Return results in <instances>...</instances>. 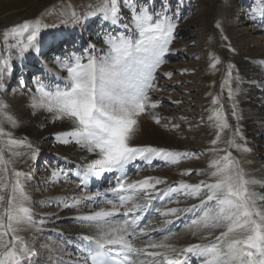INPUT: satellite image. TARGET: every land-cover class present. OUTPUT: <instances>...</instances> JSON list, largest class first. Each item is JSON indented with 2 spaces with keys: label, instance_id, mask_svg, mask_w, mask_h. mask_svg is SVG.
Returning a JSON list of instances; mask_svg holds the SVG:
<instances>
[{
  "label": "snow or ice",
  "instance_id": "obj_1",
  "mask_svg": "<svg viewBox=\"0 0 264 264\" xmlns=\"http://www.w3.org/2000/svg\"><path fill=\"white\" fill-rule=\"evenodd\" d=\"M246 16L254 23L259 20L264 28V9L252 8ZM186 19L179 3L172 10L171 0H159V7L157 0H98L81 12L61 10L52 24L42 18L24 20L0 32V93L9 87L14 60L21 62L20 85H27L23 62L30 53L40 56L53 47L44 35L49 28L92 20L97 23L96 38L104 45L97 48L89 42L79 53L54 55L53 63L66 73L63 76L41 62V75L32 77L33 86L27 90L30 115L44 116L39 127L60 126L50 137L42 138L71 146L79 162L57 154L56 167L45 164L47 175L41 181L30 171L17 168L18 163L35 165L41 149L27 136L18 138L9 130L22 127L24 117L11 112L0 99V264H264V178L247 171L232 151H253L239 123L244 117L235 98L241 94L244 78L234 64H227L221 84V93L226 89L232 101L231 112H225L218 95L205 109L209 113L206 119L201 117L198 124L188 122L189 130L205 125L212 130L210 147L179 150L137 142L144 119L166 131L181 129L174 118L156 111L161 102L151 93L163 90L157 73L173 52L177 29ZM214 27L226 42L224 46L235 54L221 21L216 20ZM210 60L214 70L221 63L215 53ZM260 63L264 65V61ZM163 76L171 79L173 73ZM229 115L237 121L235 125L229 123ZM226 130L232 134L220 147ZM237 138L243 143H237ZM205 153L211 154L207 167L179 172L182 177H203L197 182L181 179L169 184L167 177L151 175L130 179L132 170L139 175L157 166L155 161L177 166L199 160ZM106 174H110V186L90 192L89 186ZM73 178L78 195L34 200L28 190L29 184H35V191L42 193L48 185L68 184ZM188 200L198 203L180 206ZM170 204L177 206L168 207ZM36 205L52 211L37 212ZM65 211H74L68 219L91 234L63 241L74 243L80 253L75 260L64 259L58 254L62 248L44 243L41 246L48 255L41 261L34 247L37 238ZM154 214L163 218L159 225L152 222ZM181 232L201 242L180 246ZM62 235L57 232L58 239Z\"/></svg>",
  "mask_w": 264,
  "mask_h": 264
},
{
  "label": "bare ground",
  "instance_id": "obj_2",
  "mask_svg": "<svg viewBox=\"0 0 264 264\" xmlns=\"http://www.w3.org/2000/svg\"><path fill=\"white\" fill-rule=\"evenodd\" d=\"M212 6L217 13V19L222 23H226V28L231 26L229 23V15L231 11V6L226 4L225 1L219 0L218 2H212ZM252 8L257 9L258 11L264 9V3H261L260 0H254L252 4ZM241 11V10H240ZM204 15V14H203ZM238 24L239 28L236 30L237 34L230 36L232 41L236 43V47L238 50V55L236 58V64L240 70V75L244 78V83L240 85L241 87V98L244 105V131L248 136H259L264 132V65L260 62L264 61V28L260 26L259 20L257 22H250L247 18L246 14L238 15ZM210 22V21H209ZM211 23V22H210ZM259 23V24H257ZM234 26V25H233ZM209 28V27H208ZM233 29V28H232ZM230 30V29H229ZM234 31V30H233ZM234 34V33H233ZM217 43V42H216ZM233 43V42H232ZM234 44V43H233ZM183 46L180 42H173L172 48L173 52L166 56L171 57L173 53L179 51ZM35 53H30L28 56ZM226 55V54H225ZM230 56V55H229ZM228 56V57H229ZM225 56H222V58ZM230 58V57H229ZM228 58V59H229ZM221 59V58H220ZM234 61V60H233ZM16 64L20 65V61L15 60ZM168 65H162L158 70V73L171 72L173 76L168 80H160L157 79L158 83L161 85L162 81L165 83L166 87H173L174 90H177L180 93L184 94L186 106L179 107L178 114H172L168 111H165L162 108H158L156 111L159 112L162 116L174 118L173 122L180 123L181 129L176 130L175 132L166 131L164 128L155 125L151 120L144 119L142 120V127L140 134L138 136V143H147L160 147H168L175 148L179 150H196L203 151L208 147V141L210 140V131L206 125L200 128H192L189 130L188 122L192 124L200 123L201 117L205 119L208 116V112L205 111L208 108L207 103V95H206V87L204 83L207 81V76L204 69H198L199 66L195 62H178L174 63L171 61ZM202 62V61H200ZM24 65L27 63L24 61ZM207 63V62H206ZM203 66V64H201ZM170 67V68H167ZM173 67V68H172ZM184 69H188L187 72H184ZM194 69V71H193ZM25 71V70H24ZM63 73V71H61ZM208 72V71H207ZM66 75V73H64ZM177 74V75H176ZM61 75V74H59ZM62 76V75H61ZM193 78H197V83L193 82ZM254 81V83H253ZM203 83V84H202ZM33 86V85H32ZM31 86V87H32ZM163 89V86H162ZM28 90V89H27ZM170 91V90H169ZM155 94V95H154ZM152 96H156L157 98H166L169 99L170 103L175 101L180 96H174L175 98L170 100V96L166 94V92L158 91L151 93ZM27 101V92L24 93L21 98L16 102V105L10 106V111L21 115L24 117V124L19 129H9L14 132V135L17 132H21L23 136H27L34 143L38 144L42 152H51L53 156L57 159V154L60 157L67 156L69 160L79 162V156L76 152L71 150V146H64L60 144L54 143V141L49 139H43L42 137H50V134L54 130H59V124L57 125H47L45 128L41 129L38 125V121L43 119L44 116L40 115L38 117H32L30 115V111L26 107ZM177 105V104H176ZM184 105V104H183ZM187 117V121H183L180 117ZM231 121V120H230ZM235 122V121H234ZM7 127V125H5ZM231 136V130H228ZM250 147L253 149L251 154H246L245 157V165L244 162L242 166L249 172H253L256 174L258 178H264V140H252ZM236 156H238V152L234 151ZM205 155V154H204ZM251 163H248V161ZM59 163L64 166L65 162L63 160H59ZM207 161L199 160L194 161H186L182 162L177 166H164L166 168L160 171H154V168L157 166H163L161 162L158 161V164L155 167L149 168L146 171H141L139 175L135 174V176L131 175L130 179H140L144 176H160L167 177L168 183L172 184L174 181L178 180H187L188 182L194 183L203 177L192 175V176H180L179 172L181 169L185 168H205L207 167ZM28 164H21V168L25 167ZM70 166V165H67ZM135 170H132L130 173H134ZM47 174H44L42 177L44 178ZM43 178L41 180H43ZM40 180V181H41ZM111 180L110 174H106L105 178L98 183L95 184L93 188H89L90 192H95L98 189L103 191L104 188L109 187L108 185ZM107 181V182H106ZM33 185V199L41 200L50 196H65V195H78L79 190L76 187V184L68 183V184H57L55 186L48 185L47 188L50 192L49 196L38 197L35 192V184ZM42 187L45 185L41 184ZM99 187V188H98ZM161 188L165 187V185L159 186ZM198 203V201L188 200L182 201L180 204L181 207L186 206L187 204ZM176 204H170L168 207H175ZM36 211H52V209L41 208L39 205H36ZM87 211V209H85ZM76 213L68 212L67 215H62L61 219L55 224H49L46 226V229L43 234L39 235L35 244H39L40 246L44 243L49 244L53 248L61 249L60 247H54V238H48L46 233H53L54 237H57V232L62 233V237L59 239H67L68 241H74V238L82 233L91 234L90 230L83 229L76 222L70 221L68 218L75 215ZM163 218H160V220ZM157 218H154L152 222H155ZM159 220V221H160ZM61 221H67L69 224L60 223ZM55 230V231H54ZM26 238L30 236V233H23ZM181 239L177 241L178 245L183 246L187 243H196L201 242L193 239L190 235L181 232ZM69 237V238H68ZM71 248L77 250L74 246V243H68ZM45 250L42 246L40 250ZM78 251V250H77ZM40 252V251H39ZM61 256H66V260L72 261L79 257L80 253H75L76 256L73 258L70 257L69 251L63 250L58 253ZM70 257V259H69Z\"/></svg>",
  "mask_w": 264,
  "mask_h": 264
},
{
  "label": "rangeland",
  "instance_id": "obj_3",
  "mask_svg": "<svg viewBox=\"0 0 264 264\" xmlns=\"http://www.w3.org/2000/svg\"><path fill=\"white\" fill-rule=\"evenodd\" d=\"M214 1L216 3L219 0H171L172 10L175 11L177 3H179L181 6V15L187 17V19L182 20L180 22L179 27L177 29V39L174 40V42H180V44L183 47L180 48L179 51L173 53L171 57H168L166 59L167 62L164 65L166 64L168 65L169 63H172L171 61H174V63H178V62L185 63L192 61L198 64L199 66L198 69H202V70L204 69L207 76V80H206L207 82L204 83V85L206 87L205 91L207 95L206 100L208 103V108L211 106L212 98L214 96L219 95L221 97V102L224 105L225 112L230 113L231 112L230 105L232 101L228 100L226 89L224 90L223 93H221V84L225 76V69L227 64L232 63L236 66V68H238L236 64L237 61L235 58L238 55V50L236 47L237 45L234 41H232L230 36L237 34L236 30L239 28V25H237L238 18L240 17L238 15L240 14L244 15L247 12H249L250 9H252L253 7L252 4L254 0H223L226 2V4L231 6V11L229 15V23H231V26L226 28V23H222V22L221 23L224 28V35H226L229 38L231 45L237 50L235 54L230 52L228 48L224 46L226 42L221 40V34L219 30H217L214 27V22L218 20L217 13L212 6V2L214 3ZM260 1L262 3V0ZM97 2L98 0H0V32H3L4 29L10 27L13 24L20 23L24 20H34V19L42 18L44 23L52 24L53 22L58 21V13L61 10H63L65 13H69L73 9H75L77 12H81L85 10V8L88 5L96 4ZM137 2H139V0H137ZM157 7H159V0H157ZM124 14L125 16H127L128 14L127 9H124ZM96 30H97V23L92 20H90L88 23L83 25L68 26V27L60 26L58 28H54V29L49 28L48 30H46L44 35L51 42H53V47L46 50L40 56H36V54H31L30 56H27V59L25 60L27 65H24V69H23V71L25 70L24 75L28 81L26 86H21L19 83V75L21 72V68L20 65L16 64L14 60L13 61L14 71L9 81V87L6 90V93H0V99H2L8 105L14 107L16 105V102L21 98V96L27 92V89L31 88L32 77L34 75L35 76L41 75V70H40L41 62L47 64L48 67L53 69L55 73L61 74L62 76L65 75L64 74L65 72L62 73L61 70L58 67H56V65L53 63L52 60V57L54 55H60L62 51H76L77 53H79V51H82V49L86 47L89 42L95 43L97 45V48H103L104 47L103 43L96 38ZM211 53H215L216 56L221 58L220 59L221 63L217 65V68L215 70L209 67V64L211 62L210 60ZM222 56L225 57L222 58ZM195 57H199V58L196 59ZM201 64H203V66ZM157 79L163 81L168 80L165 76H163L162 73H157ZM163 81L161 86H163V91L166 92V94L171 97L170 100L174 99L175 98L174 96H180V98L177 99L175 98V99L183 101V103L177 105L172 104L170 103L169 99L160 98V96L159 98L153 96V99L159 100L161 102L159 108H162L165 111H168L172 114H178V110L180 109L179 107H181V105L186 106V102H185L186 99L184 97V94L178 92L177 90H174L173 87L172 88L166 87L165 86L166 84L163 83ZM193 82L197 83L198 82L197 78H193ZM232 86L235 87L236 86L235 83H233ZM235 99L238 102V110L244 117L245 108L243 105L241 94L236 96ZM263 110H264V106H263ZM229 123L235 125L237 121L234 120L229 115ZM239 123L243 135L247 138L249 147L251 145L252 140H260V139L264 140V133L259 136H248L246 134V132L244 131L245 129L244 119L241 120ZM262 132H264V129L262 130ZM15 136L18 138L24 137L21 132H17ZM210 137H211L210 139L213 138L212 130L210 131ZM229 137L230 134L228 130H226L222 135L221 144L219 146L223 147L224 141L228 140ZM237 143H243V141H240L239 138H237ZM207 145L208 147L211 146L209 143ZM232 151H233V155L236 156L234 152L236 150L233 149ZM222 154L223 153H220V155ZM238 154H239L238 156H241V164H243L244 162L245 165L246 154H251V153L238 152ZM210 158H211V154L208 153H205V155L201 157L202 160L207 162ZM237 158L240 160L239 157ZM56 162L57 159L53 156L51 152L41 151V155L39 157V160L36 162V164L35 165L28 164L25 167H23V169L26 171H30L32 175L35 177L36 181H40L43 178L42 176L44 174H47L45 172L44 165L47 164L51 167H56ZM155 164H158V161H155ZM20 166H21L20 163L16 165L17 168L22 169ZM164 168L166 167L157 166L154 168V171H160ZM135 174L136 172L130 173V178L131 175L135 176ZM71 183L76 184L74 178H73V182ZM95 184L96 182L92 183L90 187L93 188ZM108 185H110V183ZM40 187H42V185H40ZM28 190L31 193H33L32 184L28 185ZM50 192L51 191L49 190L44 191L42 193L35 191L34 194H36V196L38 197H43V196H49ZM68 212L70 211H65L62 215L65 216V214L67 215ZM154 216H155L154 218H157V220L153 222V224L159 225V220L162 217H160L158 214ZM60 223L66 225L69 224L67 223V221L66 222L61 221ZM46 236L48 238L51 237L54 238L55 241L53 245L54 247H60L65 251H69L71 258L76 256L75 253L76 254L78 253V251L75 250L74 248H71L70 245L68 246V244L63 243V241L67 239L65 240L58 239L57 237H54L53 233H46ZM34 247L37 255L41 258V261H43V258L46 255H48V252L43 249L40 250L41 246L38 243L35 244ZM63 257L64 259L66 258V256Z\"/></svg>",
  "mask_w": 264,
  "mask_h": 264
}]
</instances>
